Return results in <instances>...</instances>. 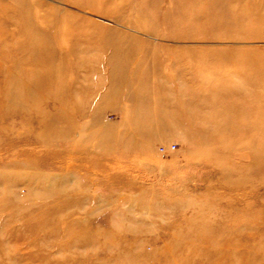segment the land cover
Masks as SVG:
<instances>
[{
  "label": "rangeland",
  "instance_id": "374dc122",
  "mask_svg": "<svg viewBox=\"0 0 264 264\" xmlns=\"http://www.w3.org/2000/svg\"><path fill=\"white\" fill-rule=\"evenodd\" d=\"M0 264H264V0H0Z\"/></svg>",
  "mask_w": 264,
  "mask_h": 264
},
{
  "label": "bare ground",
  "instance_id": "6f19581e",
  "mask_svg": "<svg viewBox=\"0 0 264 264\" xmlns=\"http://www.w3.org/2000/svg\"><path fill=\"white\" fill-rule=\"evenodd\" d=\"M201 19V18H200ZM17 44H19V43H17ZM15 50L18 52L19 50L20 51H23V52H25V53H29V54H31V52H33V48H29L28 46L26 47H23V46H19V45H17V47L15 46ZM33 53H36V51H34ZM252 131V137H254V136H257V134L255 133V132H253V129L251 130Z\"/></svg>",
  "mask_w": 264,
  "mask_h": 264
},
{
  "label": "built area",
  "instance_id": "2783aa9c",
  "mask_svg": "<svg viewBox=\"0 0 264 264\" xmlns=\"http://www.w3.org/2000/svg\"><path fill=\"white\" fill-rule=\"evenodd\" d=\"M173 148V146H164V145H160L159 146V151L161 152V153H165L168 149H172Z\"/></svg>",
  "mask_w": 264,
  "mask_h": 264
}]
</instances>
